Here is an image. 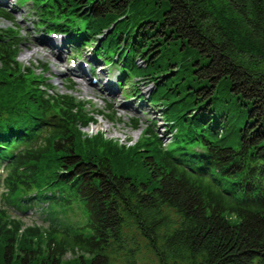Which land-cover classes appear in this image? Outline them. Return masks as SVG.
Wrapping results in <instances>:
<instances>
[{
    "label": "trees",
    "instance_id": "16d2710c",
    "mask_svg": "<svg viewBox=\"0 0 264 264\" xmlns=\"http://www.w3.org/2000/svg\"><path fill=\"white\" fill-rule=\"evenodd\" d=\"M34 1L47 31L95 41L103 60L126 53L128 70L150 74L175 131L165 145L149 128L160 148L144 151L101 133L81 140L75 98L22 75L20 39L0 28L5 204L65 195L86 212L59 222L48 202L50 224L21 230L1 207L0 264H135L138 237L153 264H264V0Z\"/></svg>",
    "mask_w": 264,
    "mask_h": 264
},
{
    "label": "rangeland",
    "instance_id": "374dc122",
    "mask_svg": "<svg viewBox=\"0 0 264 264\" xmlns=\"http://www.w3.org/2000/svg\"><path fill=\"white\" fill-rule=\"evenodd\" d=\"M1 1L3 3L0 2V14L1 11L6 10L9 18L0 15V28L4 29L6 34H15L16 37L21 38L16 56L21 74L30 75L39 82H48L50 85L44 88L50 92L52 90L51 93L69 92V95L75 98V102L82 109L83 118L78 121L77 126H74L73 131L74 133L75 130L79 131L81 140L86 136L88 139L99 138L101 136L97 133H101L118 145L136 146L140 151H144L143 145L148 149H151V146L154 149L160 148L155 133L163 144L167 145L171 141L175 126L174 128L171 126L163 111L165 108L163 103L167 97L154 99L157 85L153 77L150 74H133V71L128 70L121 61L126 53L120 55V59L119 54L115 53L112 61L92 59L95 41L83 45L78 40L74 41L70 32L56 34L53 37L51 34L40 33L43 28L36 23L37 15L32 8L36 6L34 0H24L17 4L9 3L10 0ZM121 41L123 37L120 43ZM72 45L74 47L83 45L81 47L83 51L76 62L74 58L76 55L71 51ZM135 61L137 66H141L146 60L143 61V58L138 56ZM173 74L174 71L167 75L168 82L173 78ZM157 80L158 78L155 81ZM0 81L7 83L2 71H0ZM68 86L71 87L69 90H67ZM109 92H114V95ZM123 103L129 107L123 108ZM80 148L89 151L83 144ZM3 191L5 188L0 182V208L7 207L10 216L20 217L23 221L21 230L27 225L50 224L45 208H41L48 202L51 203L48 209L57 214L56 221L80 220L83 223L86 215L84 202L78 197L71 196L69 202H65V195L44 197L40 200L32 199L31 202L26 203L29 207L22 211L13 205L5 204ZM230 218L235 219L234 214H231ZM41 235L44 242V233ZM138 241L139 251L136 253L135 264L155 263V257L145 248L143 240L138 237ZM85 257L88 255L81 251H67L63 255V259L72 260L75 258L85 260Z\"/></svg>",
    "mask_w": 264,
    "mask_h": 264
},
{
    "label": "bare ground",
    "instance_id": "6f19581e",
    "mask_svg": "<svg viewBox=\"0 0 264 264\" xmlns=\"http://www.w3.org/2000/svg\"><path fill=\"white\" fill-rule=\"evenodd\" d=\"M81 75L83 76V73H81ZM110 87V86H109ZM114 88V87H113ZM110 93V92H109ZM111 95H114V92H112V93H110ZM122 107L123 108H127V107H129L126 103H123L122 104ZM152 111V110H151ZM213 132V131H212ZM214 134V133H213Z\"/></svg>",
    "mask_w": 264,
    "mask_h": 264
}]
</instances>
